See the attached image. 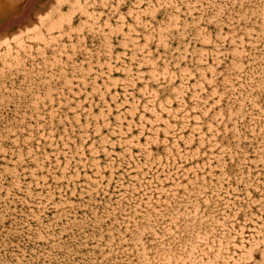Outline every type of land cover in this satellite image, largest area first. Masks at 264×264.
Instances as JSON below:
<instances>
[{"label":"bare ground","instance_id":"bare-ground-1","mask_svg":"<svg viewBox=\"0 0 264 264\" xmlns=\"http://www.w3.org/2000/svg\"><path fill=\"white\" fill-rule=\"evenodd\" d=\"M0 264H264V0H0Z\"/></svg>","mask_w":264,"mask_h":264}]
</instances>
